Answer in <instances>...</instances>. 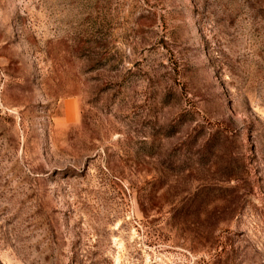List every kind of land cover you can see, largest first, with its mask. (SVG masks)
<instances>
[{
    "label": "rangeland",
    "instance_id": "1",
    "mask_svg": "<svg viewBox=\"0 0 264 264\" xmlns=\"http://www.w3.org/2000/svg\"><path fill=\"white\" fill-rule=\"evenodd\" d=\"M0 264H264V0H0Z\"/></svg>",
    "mask_w": 264,
    "mask_h": 264
}]
</instances>
